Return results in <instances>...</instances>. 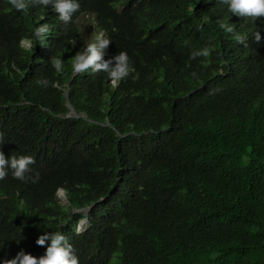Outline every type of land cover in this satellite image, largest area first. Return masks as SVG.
<instances>
[{
	"label": "trees",
	"instance_id": "16d2710c",
	"mask_svg": "<svg viewBox=\"0 0 264 264\" xmlns=\"http://www.w3.org/2000/svg\"><path fill=\"white\" fill-rule=\"evenodd\" d=\"M79 3L65 25L51 6L0 0V150L31 155L39 173L0 181V258L40 257L37 236L61 231L80 264H264V17L223 0ZM44 23V43L22 46ZM100 30L104 59L126 51L135 68L119 86L72 72ZM66 103L86 119L63 118Z\"/></svg>",
	"mask_w": 264,
	"mask_h": 264
},
{
	"label": "clouds",
	"instance_id": "9594fccd",
	"mask_svg": "<svg viewBox=\"0 0 264 264\" xmlns=\"http://www.w3.org/2000/svg\"><path fill=\"white\" fill-rule=\"evenodd\" d=\"M228 6V11L238 17L253 18V20L264 17V0H223ZM11 6L20 12H28L33 4L43 5L45 8L51 6V10L58 13L59 19L65 24L73 21L74 14L80 9L79 0H10ZM220 27L227 33H233L238 43L246 44L248 37L245 34L235 31V25L229 22H222ZM49 25L47 23L33 26V38L21 40V45L27 48H33L35 44H43ZM254 41L259 43L262 39L261 32L253 33ZM111 39L103 30L96 32L94 38L84 47H82L71 58V68L73 74H80L91 69L94 72L103 71L109 77L113 86H119L120 82L135 72L130 57L126 51H119L118 54L110 59H104L106 49L111 43ZM76 41L73 42L75 45ZM209 55L208 48H202L194 51L190 59L195 60L197 57ZM62 54L51 58L54 69L58 72L64 70V61ZM197 74L194 72L192 76ZM43 86H48L50 81L41 79L38 81ZM4 144L3 133H0V147ZM34 158L31 155L6 156L0 150V181L8 177L9 172L12 176L21 181L31 180L32 183L39 181V173L35 176L29 175L32 172L30 167L34 164ZM58 198L62 199L65 204L69 203L67 190L63 187L57 189ZM74 214L84 213L87 215L89 209L85 207H76L71 209ZM85 222H87L85 220ZM47 247L45 253L40 257H35L23 250L18 251L15 256L8 259L7 256L0 258V264H80L79 257L73 251V246L69 243L68 238L61 231H43L35 239V244Z\"/></svg>",
	"mask_w": 264,
	"mask_h": 264
},
{
	"label": "water",
	"instance_id": "95a60500",
	"mask_svg": "<svg viewBox=\"0 0 264 264\" xmlns=\"http://www.w3.org/2000/svg\"><path fill=\"white\" fill-rule=\"evenodd\" d=\"M66 105H67L68 109L70 110V113H66L65 115H63V116H62L63 118H69V117H75V118H78V117H82V118L86 119L85 116H79V115H77V114L74 112V110L72 109V107L70 106L69 103H66ZM85 223H86V222H85V219L82 220V221L80 222L81 227H83V226L85 225Z\"/></svg>",
	"mask_w": 264,
	"mask_h": 264
},
{
	"label": "rangeland",
	"instance_id": "374dc122",
	"mask_svg": "<svg viewBox=\"0 0 264 264\" xmlns=\"http://www.w3.org/2000/svg\"><path fill=\"white\" fill-rule=\"evenodd\" d=\"M81 230H82V227H79V228H78V231H81Z\"/></svg>",
	"mask_w": 264,
	"mask_h": 264
}]
</instances>
